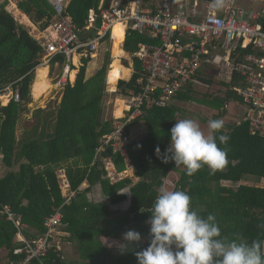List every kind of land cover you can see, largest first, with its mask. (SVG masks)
I'll return each mask as SVG.
<instances>
[{
    "label": "trees",
    "instance_id": "16d2710c",
    "mask_svg": "<svg viewBox=\"0 0 264 264\" xmlns=\"http://www.w3.org/2000/svg\"><path fill=\"white\" fill-rule=\"evenodd\" d=\"M261 3L264 5V0ZM6 4L7 1L0 3V91L12 85L20 101H10L6 106H0V164L6 169L0 175V211L7 206L20 218L26 226L23 231L26 238L35 240L43 235L44 219L53 209L61 207V230L68 234L63 239L64 248L65 245L72 246L76 251L78 260L75 264H137L135 253L145 249L140 243L131 245L122 253L121 249L106 247L101 238L116 240L129 230L139 232L142 238L149 237L147 221L152 205L168 175L177 171L179 179L173 190L187 192L191 197L192 209L202 217L214 215L221 238L233 240L239 236L248 244L254 240H264V227H261L264 225V188L242 184L249 179L256 183L264 179V137L250 135L246 121L224 124V134L230 139L227 144L220 145L218 142V146L227 152V163L221 169L212 171L204 166L188 176L185 168L181 170L175 167L170 159L168 163L164 162L170 144V130L175 121L184 118L185 111L181 104L196 102L216 111L217 115L210 120L223 117L229 101L242 104L232 90L243 85L238 67L245 64L246 56L264 57V53L251 45L238 47L231 56V79H226L225 71V77L218 82L224 91L218 89L214 94H205L203 99L193 97L195 81L211 85V69L220 68L203 66L167 107L144 104L142 115L125 126L126 135L131 126L143 124L145 128L144 135L130 140L125 147L132 166V177L112 183L106 176L102 160L110 156L116 173H121L125 165L120 153H103L92 165L99 139L112 132L114 126L111 119L103 118L102 103L107 93L105 80L110 63L109 35L100 42V48L104 50L99 67L87 76L92 58L82 57L74 83L67 81L63 86L56 106L33 109L31 122L23 126L19 137L17 127L22 114L30 112V89L35 83L34 69L40 64L42 49L28 31L4 10ZM99 6L100 0L68 2L67 13L77 28L84 27L90 11L95 15L93 27L82 33L84 40L95 36L100 26L99 10L107 8L109 2L105 1ZM19 7L18 10L40 30L49 25L54 15L46 0H21ZM257 23L264 31V16ZM139 43L157 44V41L131 33L125 38L122 49L132 54ZM132 62L133 74L129 81L117 83L116 97L127 99L130 93L137 91L136 80L142 73L138 61L132 59ZM122 63L127 66L125 61ZM55 64L62 67L66 60L57 55L49 63L51 70ZM70 66V69H74ZM73 78L74 72H71ZM46 79L47 76H44L42 81ZM44 95L46 92L33 99H42ZM208 121L207 118L201 119L204 123ZM157 148L160 149L159 156ZM39 166L43 169L38 170ZM14 167L17 169H12ZM61 167L66 171L70 189L75 192L70 202L64 205L55 174ZM133 178L137 179L135 183ZM84 183L86 187L81 188ZM96 187L105 201L89 199L88 195ZM125 190L130 197L129 207L125 211L111 210L110 207L120 206L129 199ZM15 233L13 224L0 214V251L5 254L6 264L23 259L22 255L12 254L17 246L13 242ZM53 258L50 253L42 263L52 264ZM32 264L40 263L34 260ZM57 264H67L66 256L64 263Z\"/></svg>",
    "mask_w": 264,
    "mask_h": 264
},
{
    "label": "built area",
    "instance_id": "2783aa9c",
    "mask_svg": "<svg viewBox=\"0 0 264 264\" xmlns=\"http://www.w3.org/2000/svg\"><path fill=\"white\" fill-rule=\"evenodd\" d=\"M105 1L109 6L99 10L100 26L92 38L84 40L82 33L93 27V11L89 12L84 27L77 28L67 13L69 0H46L54 11L52 21L43 30L31 23L28 34L41 47L40 62L43 64L49 65L57 55L65 58L66 66L57 83L59 87L67 83L65 78L74 57L78 56L80 60L82 57H95L106 35L112 42V29L116 23L124 27V40L135 33L157 41V44L139 43L136 50L129 53L131 60L135 59L140 64L142 73L136 80L137 91L122 100V122L117 121L112 132L99 139L92 162L93 165L103 153L110 151L112 154L120 153L126 169L132 170L125 153L128 142L121 144L127 139L125 126L142 115L144 104L167 107L203 66L223 68L227 72L226 79L230 80L233 70L231 56L238 47L251 45L264 53V31L257 23L264 16V6L259 10H245L237 4L238 0H229L225 9L216 12L211 9V0H100V6ZM238 71L243 85L232 90L247 108L242 120L248 123L250 135L264 137V57L246 56L245 64L239 66ZM106 83L108 85V81ZM10 101H20L12 85L0 91V106H6ZM102 162L107 178L110 181L115 179L112 183L125 176L123 171L116 173L117 179L111 178L109 171L115 168L110 156ZM42 169V166L38 167V170ZM55 174L63 205L68 204L75 192L70 189L66 171L61 167ZM0 214L16 229L13 242L17 246L12 254L23 256V259L7 264H32L34 260L43 264L42 260L50 253L54 256L52 264L65 262L63 239L68 234L60 229L61 207L53 209L44 219L45 232L35 240L25 237L23 231L26 226L9 207L4 206ZM148 242L149 237H145L139 243L146 248Z\"/></svg>",
    "mask_w": 264,
    "mask_h": 264
},
{
    "label": "clouds",
    "instance_id": "9594fccd",
    "mask_svg": "<svg viewBox=\"0 0 264 264\" xmlns=\"http://www.w3.org/2000/svg\"><path fill=\"white\" fill-rule=\"evenodd\" d=\"M228 4L229 0H211V9L219 12ZM207 126L205 133L196 120L175 121L164 162L170 159L175 167L183 166L188 176L204 166L212 171L224 167L227 152L218 146V142L227 144L230 139L224 134V121L209 120ZM156 153L160 155L159 148ZM147 223L150 225L149 244L135 253L137 264H264V240L248 244L239 236L233 240L221 238L215 216L199 215L191 207L190 195L183 190L161 187ZM141 239L139 232L127 231L121 252Z\"/></svg>",
    "mask_w": 264,
    "mask_h": 264
},
{
    "label": "rangeland",
    "instance_id": "374dc122",
    "mask_svg": "<svg viewBox=\"0 0 264 264\" xmlns=\"http://www.w3.org/2000/svg\"><path fill=\"white\" fill-rule=\"evenodd\" d=\"M4 1H7V4H6L4 10L7 11L19 25H22L30 33L31 32V28H30L29 25L31 23L28 24L29 20L24 15H22L23 12L21 10H20L21 12L18 11V9L20 8L19 7V2L21 0H0V3L4 2ZM237 4H239L240 6L244 7L245 10H248V9H250V10L251 9L252 10H254V9L255 10H259L261 7L264 6L261 3V0H238ZM20 17H22V18L25 17L28 20V23H27L25 18H24V21H22ZM123 43H124V40H123ZM123 43H121V44L123 45ZM102 50H104V48L101 47L99 49L96 57L91 59L92 60V64L88 65V71H87L88 74L90 72H92L91 67L97 68V67H99V64L102 63V61H103V58L101 56L102 55L101 53H103ZM108 51H109V56H110V63L108 65V69L107 70L109 71V66H110L111 61H112L111 41H110V44L108 45ZM77 58H79V57L77 56ZM123 61L127 62V66L130 69V73H129V76L127 78L120 79V80L118 79L116 81V83L114 85L115 89H116V85H117V83L119 81H129V79L131 78V76L133 74V71H134V66L132 64L131 57L126 52H125V56L122 58V62ZM41 63L42 62H40V64ZM65 66H66V64L63 65L62 67L53 66L52 70L50 69V67H47L48 70L42 69V70L36 71V68L39 67V66H37L34 69L35 70L34 71V80L36 81V83L40 84L41 81H42V78L44 76L46 77L47 74H48V77L45 80V83L50 82L51 86L48 88V91L46 92V95H44V98L38 99V100L33 99L32 94H31V89H30V96H31V99H32V103H30L29 106H28V108H30V112L22 114V116L20 118V121H19V125L17 127V136L20 137V133H21V130H22L23 126L26 125L27 123L31 122V112H32L33 109H36V108L44 109L48 105L51 106L52 108L56 106V102H57V100H58V98H59V96L61 94V91H62L64 85L60 86L61 88H60V90H57L58 92H57V94L55 96H54V94H51V92H52L51 90L52 89H57V87H59L57 85V83L60 80L59 77H61V72L63 71ZM69 70H70V68H69ZM211 70L214 71V72L211 71V74H213V76H212L213 83H211V85H205L204 83H200L198 80H196L195 81L196 85L194 86V90H193L194 92L192 94L193 97H195L197 99H201V98L203 99L205 97L204 96L205 94H208V95L212 94V93L214 94V92H216V90H218V89L224 91V88H222L218 84V82L225 77V75H226L225 70L223 68H221V67L219 69L212 68ZM34 80H33V82H34ZM106 82H107V78L105 80V83ZM105 85H106V92L107 93L105 94V97H104V99L102 101V103H103V118L106 119V120L111 119L113 121V125H114L117 121H121L120 118H122V116H121V117H118L120 120L119 119L116 120V117L114 116V111L116 109L115 108L116 99L119 100L120 102H122V100H125V98L116 97V95H115V91L116 90L112 91L111 88L107 85V83ZM3 103H5V101ZM3 103H2V105H3ZM181 105H182L183 110L185 111L183 119L196 120L199 123L201 129L205 133H207L208 132V126H207L208 123L201 122V119L207 118V119L210 120V119H212V116L215 117L217 115V112L213 111V110H210L209 108H207V106L199 105L196 102H185V103H182ZM225 111H226V114L223 117H220L219 119H222L224 121V124H233V123H235V122H237V121H239L241 119L243 114L246 113L247 108L244 105H242L240 102L231 100L225 106ZM144 134H145V128H144L143 124H137V125L131 126L130 131H129L127 137H126L127 139H125V141L123 140L121 142V144L122 145L127 144V142L128 143L130 142V140H133L134 138H137V137H141ZM179 168L181 170L184 169L183 166H179ZM12 169L16 170L17 167H14ZM126 170H128V169H126V167H125V170H124L125 172L124 173L127 172ZM5 171H6V169L0 164V175H3ZM109 173H110L111 178H116L117 179V174H116L115 170H111V171H109ZM124 173H122V174H124ZM127 173L129 174L130 172H127ZM128 177H130V176H128ZM178 177H179V172H177V171L171 172L168 175L167 179L164 181L163 187L166 188L167 190H173L176 181L179 179ZM121 178H124V177H121ZM114 180L115 179H111L112 182ZM243 183H244V185H251V186L253 185V186L264 188V184L263 183H259V182L256 183V182H254L253 179H249L247 181L242 182V184ZM223 185L229 186L231 184L223 183ZM85 187H86V183L81 185V188H85ZM125 192H127V190H125ZM96 200H99V198H97ZM127 202H128V206L127 207H129L130 201H126V204H127ZM123 208L124 207L122 205L117 206V207H110L111 210L125 211L126 208H124V209ZM148 227H150V225H148ZM121 240L123 241L122 238H121ZM101 241H102L103 244H106L107 247L110 248V249L119 250V248H121V246H122V244L121 245L113 244V242L108 244L107 243L108 240L105 239V238H101ZM68 247L69 248L66 249L67 255L69 257L71 256L70 258H72V259L74 257L78 258V256H76L74 254L70 255L71 253H73V250H72V246H68Z\"/></svg>",
    "mask_w": 264,
    "mask_h": 264
},
{
    "label": "crops",
    "instance_id": "0c3cea01",
    "mask_svg": "<svg viewBox=\"0 0 264 264\" xmlns=\"http://www.w3.org/2000/svg\"><path fill=\"white\" fill-rule=\"evenodd\" d=\"M19 11V10H18ZM21 12V11H20ZM22 15H24L25 17H26V15L25 14H23L22 13ZM27 18V17H26ZM28 19V18H27ZM29 20V19H28ZM31 22L29 21V23L28 24H30ZM124 36V35H123ZM124 40V39H123ZM122 43H123V41H122ZM123 45L121 44V46L120 47H122ZM122 49V48H121ZM127 53V52H126ZM111 54H112V61H111V64H110V66H109V71L107 72V75H109V74H113V72H112V63H113V59H114V53H113V42H111ZM129 54V53H128ZM125 56V51H123V49H122V57H120L119 58V63H120V65L123 67V68H126V70L130 73V69L128 68V66H124L123 65V63H122V58ZM96 57V56H95ZM95 57H93V58H95ZM92 58V59H93ZM132 61V60H131ZM126 62V61H125ZM127 63V62H126ZM90 64H92V62L90 63ZM132 64H133V62H132ZM41 65H45V64H43V63H41V64H39L38 66H41ZM71 65H72V67L74 68V69H70L69 71H68V76H67V78H65L66 79V81H68L70 84H73L74 83V81H75V78H76V75H77V72H78V68H79V66L81 65L80 64V58H77V63H75L74 62V58H73V61H72V63H71ZM47 67H49V65H46ZM54 66H56V67H58V64H55ZM71 67V66H70ZM38 68V67H37ZM36 68V69H37ZM91 69H92V72H90L89 74H88V72H87V76H90L93 72H94V70L96 69V68H94V67H91ZM39 70H41V69H38V70H36V71H39ZM46 70H48V68L46 69ZM87 71H88V69H87ZM71 72H74V78L73 79H71ZM62 73V72H61ZM129 73H126V78L129 76ZM60 76V75H59ZM58 76V77H59ZM47 77H48V74H47ZM121 77V78H120ZM120 77L119 78H117V79H115V80H112L110 83L108 82V86L111 88V90L113 91H115L116 89L114 88V84H115V81H117L118 79H122L123 77L120 75ZM60 78V77H59ZM58 78V79H59ZM106 78H107V76H106ZM34 84L32 85V87L36 84V86H35V88L38 90V91H42V90H44L45 89V87H46V89H45V91L44 92H47L48 91V88L51 86V84H50V82H47V83H45V81H41V83L40 84H37L36 83V81L34 80ZM49 83V84H48ZM32 87H31V89H32ZM52 88V87H51ZM50 88V89H51ZM60 88L61 87H57V89H55L56 91H55V93H54V96L57 94V90H60ZM43 92V93H44ZM42 93V94H43ZM61 95V94H60ZM39 97V96H38ZM37 98V97H36ZM60 100V96H59V98H58V100H57V102ZM116 101H119V100H117L116 99ZM56 102V103H57ZM115 108H116V105H115ZM247 112V111H246ZM246 113H244L243 114V116L242 117H244V115H245ZM121 116H122V114H121ZM241 117V119L239 120V121H237L236 123H239L243 118ZM116 118H118V117H116ZM127 172H130L129 174L127 173ZM127 172H126V175L124 176V177H128V176H130V178L132 177V170H127ZM128 174V175H127ZM137 181V179L136 178H133V183H135ZM244 182V181H243ZM259 183H263L264 184V179H261L260 181H259ZM244 184V183H243ZM88 197H89V199L90 200H92V201H95V202H103V201H105V199H104V197H102V194H101V191H100V189L99 188H94L93 189V191L91 192V194H89L88 195ZM97 198H99V200H96ZM129 199L127 200V201H130V197H128ZM122 206L124 207V208H128L127 206H128V202H127V204H126V202L125 203H123L122 204ZM123 208V209H124ZM127 231H125L122 235H121V238L123 239V235L126 233ZM121 238H119V239H116V240H110V239H107L108 240V244L109 243H111V242H113V244H119V245H123L124 243H125V241L123 240H121ZM106 247H107V245L106 244H104ZM67 248H69L68 246H65V248H64V251H66V249ZM119 249H121V248H119ZM73 250V253H71L70 255H72V254H74V255H76L77 256V254H76V251L74 250V249H72ZM4 256H5V254L3 253V252H1L0 251V264H6L5 263V260H4ZM65 256H66V259H67V264H75L76 263V261L78 260V258H70L68 255H67V253L65 254Z\"/></svg>",
    "mask_w": 264,
    "mask_h": 264
},
{
    "label": "bare ground",
    "instance_id": "6f19581e",
    "mask_svg": "<svg viewBox=\"0 0 264 264\" xmlns=\"http://www.w3.org/2000/svg\"><path fill=\"white\" fill-rule=\"evenodd\" d=\"M14 6V5H13ZM12 6V7H13ZM14 8V7H13ZM22 21H24V18L20 17ZM26 19V18H25ZM27 23H28V20L26 19ZM124 27L119 24V23H116L114 26H113V29H112V42H113V53H114V59H113V63H112V72L113 74H109L107 75V81L110 83L112 80H115L117 78H119L121 75L124 79L126 78V73H129L126 68H123L122 66H120V63H119V58L122 57V50H121V43L124 39ZM74 62L77 63V57H74ZM38 69H47V66L46 65H41L39 66L36 70ZM121 78V77H120ZM49 84V83H48ZM36 84L32 87L31 89V94H32V97L33 98H36L38 96H40L46 89L42 90V91H38L36 88H35ZM52 91V90H51ZM122 111H123V102H120V101H116V109L114 111V116L115 117H121V114H122Z\"/></svg>",
    "mask_w": 264,
    "mask_h": 264
},
{
    "label": "water",
    "instance_id": "95a60500",
    "mask_svg": "<svg viewBox=\"0 0 264 264\" xmlns=\"http://www.w3.org/2000/svg\"><path fill=\"white\" fill-rule=\"evenodd\" d=\"M55 91H56L55 89H52V92H51V94H54V93H55ZM126 194H127V196H128V194H129V193L127 192ZM128 197H129V196H128Z\"/></svg>",
    "mask_w": 264,
    "mask_h": 264
}]
</instances>
